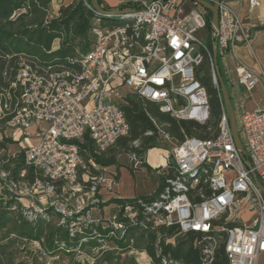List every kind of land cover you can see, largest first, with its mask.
<instances>
[{
	"label": "built area",
	"instance_id": "1",
	"mask_svg": "<svg viewBox=\"0 0 264 264\" xmlns=\"http://www.w3.org/2000/svg\"><path fill=\"white\" fill-rule=\"evenodd\" d=\"M246 1L250 9L264 6L261 0ZM132 2L136 7H128L132 10L116 17L121 23L114 28L103 26L99 17L94 19V45L87 53L70 59L73 67L40 71L20 59L12 83L19 94L14 107L9 102L10 92L0 99V116L11 115L7 127L14 136L18 132L26 136L19 142L25 148L26 163L48 181L37 179L32 185L10 181L8 189L33 196L27 206L31 219L43 213L46 205H52L61 216L60 223L68 225L71 237L84 233L91 223L101 222L91 213L90 205L99 202L100 187L113 192L116 174L104 172L81 182L79 169L84 159L75 141L89 132L98 149L104 151L127 135L130 125L121 103L129 95L157 103L162 112L176 119L206 123L211 116L210 98L199 73L208 58L222 104L216 136L186 137L179 142L161 132L164 142L175 140L170 149L155 147L158 158L150 163L164 177L162 189L148 198L137 195L134 202L117 205L104 225L124 235L130 223L142 225L144 219L154 227L177 224L181 233L202 234L199 243L203 245L205 264H211L220 247L225 250L227 264H257L259 255L264 254V192L253 174L264 185V104L245 111L239 88L243 87L248 96L257 88L264 91V69L255 70L242 63L235 48L251 45L258 24L244 22L221 0L219 28L211 33V47L203 39H209L206 12L197 2ZM85 4L93 8L86 0ZM219 55L237 98L233 108L243 152L236 146L224 105ZM31 137V143L22 144ZM134 166L144 168L140 161ZM56 183L63 184L61 191ZM39 201L45 203L39 205ZM33 243L45 254L41 241ZM130 252L141 251L132 247ZM163 261L178 264L166 258Z\"/></svg>",
	"mask_w": 264,
	"mask_h": 264
},
{
	"label": "trees",
	"instance_id": "2",
	"mask_svg": "<svg viewBox=\"0 0 264 264\" xmlns=\"http://www.w3.org/2000/svg\"><path fill=\"white\" fill-rule=\"evenodd\" d=\"M52 1L0 0V99L10 92L12 98L9 102L12 107L19 94V91L12 87V83L21 58L40 71L73 67L70 59L87 53L94 45L91 29L95 18L99 17L102 25L108 28H114L121 23L120 19H114L116 17L97 14L93 1L98 7L109 9L104 0H86L93 8L88 7L85 0H75L68 5L60 4L56 14L51 13ZM127 7H136V4L130 1L120 8ZM205 14L206 31L212 41V12L207 10ZM200 70L202 73H199V79L208 91L211 106V116L206 123L176 119L162 112L159 105L153 101L127 96L126 101L121 103L130 125L127 135L120 137L104 151L98 149L89 132L81 140L75 141L84 159V166L79 169L80 181L86 183L82 178L83 173H88L92 180L100 176L107 167L119 168V157L122 154L129 155V167L132 172L135 171L136 161H140L142 167L152 168L146 161L147 153L155 147L167 148L161 132L179 142L186 137H215L221 119L222 104L212 81L208 58ZM10 116H0V133L4 132ZM10 143L20 144L3 136L0 139V151L6 150ZM23 171L24 176L21 175ZM2 173H6V176ZM37 179L48 181L42 172L26 163L25 148L20 146L9 156L5 169L0 171V264H28L16 262V254L32 241L42 242L45 255L63 254L70 257L72 264H87L73 261L77 251L93 254L96 250H102L101 260L108 264H125L128 257L123 261L121 256L130 252L132 247L145 251L151 258V264H164V258L178 264H205L203 245L199 243L202 234L195 231L181 233L177 224L154 227L144 219L142 225L140 222L130 223L126 233L121 235L115 232L113 226H106L101 221L91 223L84 233L71 237L68 225L60 223L61 216L52 205H46L43 213H38L36 218L31 219L28 208L21 201L22 196L10 191L8 184L10 181H16L32 185ZM163 183L164 177L161 176L155 192L162 189ZM56 186L58 191H61L63 184L56 183ZM150 194L138 196L148 198L153 195ZM97 196L100 198L99 202L92 205L100 209L110 204L120 205L135 201V197H111L104 201ZM131 240H134V243ZM135 242L140 246H136ZM109 243H113L115 249L103 248ZM227 262L224 248H218L211 264Z\"/></svg>",
	"mask_w": 264,
	"mask_h": 264
},
{
	"label": "rangeland",
	"instance_id": "3",
	"mask_svg": "<svg viewBox=\"0 0 264 264\" xmlns=\"http://www.w3.org/2000/svg\"><path fill=\"white\" fill-rule=\"evenodd\" d=\"M200 9L207 12V9H205L202 6H200ZM114 19H118V18H114ZM202 34L203 32L199 33L200 37L202 36ZM203 39L205 40V43L207 45L212 47V41H210L208 38H203ZM218 63L221 74L226 82L232 104H234L237 98L234 93L233 86L230 83V79L226 74L224 62L220 55L218 56ZM239 95L242 97V99H244L245 111H252L258 107H262L264 104V91L261 88H257L256 90L253 91L251 96H248V93L245 92L243 87H241L239 88ZM129 96L132 97L133 95H129ZM41 126H44V124H41ZM31 130L34 131V128ZM3 131H4L3 133H0V139L4 136L6 138H11L14 141L20 142V140L26 137V136L21 137L20 135L14 136L13 131H11L7 127V125L4 127ZM174 145H175V140L165 141V147H167L168 149L172 148ZM19 147L20 144L18 143H10L6 150L0 151V171H3V169H5V165L8 164L9 156L12 155L16 150H18ZM157 153L158 150H152L147 153V159L149 163L153 164L157 160L156 158V156L158 155ZM119 160H122V162L126 164L121 168L123 172L122 181L125 185V188L135 189L137 190V192L144 194V192L151 191L157 186V182L160 176L155 169L144 167L138 169V171L136 172H132V170L128 166L130 164V159L128 154L120 155ZM23 197L29 199L28 205H30L33 200V196L27 194V195H23ZM37 204H40V201L37 202ZM116 211H117V205L107 210V216H109L110 218ZM98 216H100V214H98ZM135 244L136 246H140L137 242H135ZM115 247L116 246L113 243H109L108 246L105 247V249H115ZM24 251L25 250H20L17 252L16 262L21 261V262H26L28 264H72L70 257L65 256L63 254H59L55 256L45 255L42 253H38L33 249V247H30L26 252ZM101 253L102 250L100 251L96 250L93 254L77 251L76 254L74 255L73 261L86 262L89 264H107L104 260H101L102 259ZM142 255H143L142 256L143 259L139 254L130 252L129 256L122 255L121 258L124 261L128 257L127 262L125 264H134V262L138 264H151V258L145 251H142ZM257 264H264V254L259 255Z\"/></svg>",
	"mask_w": 264,
	"mask_h": 264
},
{
	"label": "crops",
	"instance_id": "4",
	"mask_svg": "<svg viewBox=\"0 0 264 264\" xmlns=\"http://www.w3.org/2000/svg\"><path fill=\"white\" fill-rule=\"evenodd\" d=\"M74 1L75 0H53L51 3V13L56 14V12L59 9L60 4L68 5V4H72ZM104 1H105V5L111 7L112 9H117V8H120L122 5L129 3L132 0H104ZM222 1L227 2L230 5V7L241 16V18L243 19L244 22H248V23L252 22V23L258 24V26L253 29L251 45L250 46L238 45L235 48V55H236V57H238V59L242 63H244L245 65L249 66L252 69H255V70H259L260 68L264 69V6H261V7L255 8V9H250L246 0H222ZM261 1L264 3V0H261ZM17 135H21V132H18ZM32 141H33L32 138H30L28 140L25 139L24 142H22V144H24L25 142L31 143ZM20 146H21V144H20ZM119 161L121 163V167L117 168L116 166H110V167H107L104 169V172H106V173L116 174V183H115L114 190L112 193H109L108 191H106V189L104 187H100L98 192H97V195H99L101 198H103L104 201L110 199L111 197L120 196V197H125V198L128 197L129 198V197H135L137 195H146V194L152 193L153 191H155L157 189V187L159 185L160 178L157 182V186L151 191L144 192V194L137 192V190H135V189L125 188V185L122 181L123 172H122L121 168L126 164L123 163L122 160H119ZM148 164L151 166V164L149 162H148ZM138 169H140V168H135L134 172L138 171ZM82 178L85 181V180L89 179L90 177H89L88 173H83ZM37 196H39V198L42 199L41 193H38ZM21 201L25 207L29 206L28 205V201H29L28 198H24L22 196ZM43 203H45V202L40 201L39 205H43ZM115 205L116 204H112L110 206L109 205L104 206L103 209H100L99 207H97L95 205H90L91 213L93 214V216L96 219L101 220L105 224V221L107 219H109V216H107V210L109 208H113V206H115ZM96 212H98V213H96ZM98 214H100V216H98ZM30 247H33V249L35 251L40 253L38 251L37 247L35 246V244L33 243V241L30 242L25 247L24 252H26ZM21 249H23V247ZM129 253L130 252H127V253H124L122 255H128L129 256ZM139 255L142 258V256H143L142 251L139 253ZM82 263H86V262H82ZM87 264H89V263H87Z\"/></svg>",
	"mask_w": 264,
	"mask_h": 264
},
{
	"label": "water",
	"instance_id": "5",
	"mask_svg": "<svg viewBox=\"0 0 264 264\" xmlns=\"http://www.w3.org/2000/svg\"><path fill=\"white\" fill-rule=\"evenodd\" d=\"M193 1L197 2L199 5H201L205 9L212 12L211 25H212L213 31L218 30V28H219V7H220L221 0H214L213 3L208 2L206 0H193ZM93 5H94L95 9L101 15L108 16V17H119L121 14H124V13L132 10L131 8L112 9L111 7L109 9H103L101 7H98V5L94 1H93ZM214 61H215V63H217L216 51H214ZM219 82H220V86H221V92H222V96H223V100H224V105H225L226 111H227L228 116H229L231 129H232V133L234 136L236 146L240 152H243L244 147H243V143H242L240 136H239V133H238L235 111L233 108V104L231 101V97H230L227 85L221 76H219ZM253 177H254V180L257 183V185L264 192V185L260 182L257 175L253 174Z\"/></svg>",
	"mask_w": 264,
	"mask_h": 264
},
{
	"label": "bare ground",
	"instance_id": "6",
	"mask_svg": "<svg viewBox=\"0 0 264 264\" xmlns=\"http://www.w3.org/2000/svg\"><path fill=\"white\" fill-rule=\"evenodd\" d=\"M152 150H158V149H155V148H154V149H151L150 151H152ZM158 151H159V150H158ZM157 154H158V153H157ZM157 158H158V157H157ZM161 161H163V160L161 159Z\"/></svg>",
	"mask_w": 264,
	"mask_h": 264
}]
</instances>
